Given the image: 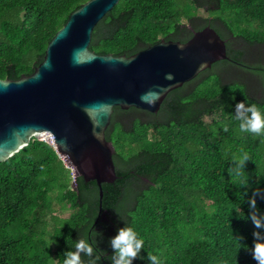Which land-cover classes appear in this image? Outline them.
Segmentation results:
<instances>
[{
  "label": "trees",
  "instance_id": "16d2710c",
  "mask_svg": "<svg viewBox=\"0 0 264 264\" xmlns=\"http://www.w3.org/2000/svg\"><path fill=\"white\" fill-rule=\"evenodd\" d=\"M85 1L0 0V78L32 73ZM207 24L226 40L228 59L169 91L155 113L113 108L105 137L117 178L102 184L101 209L96 182L74 177L45 140L0 162V264H63L86 230L97 264H112L110 239L125 223L144 238L133 264H151L150 254L165 264H258L248 198L264 187V138L233 117L241 100L264 108V0H119L89 48L128 56L162 38L184 42ZM243 152L250 159L237 173ZM55 204L70 215H54ZM257 206L264 213V199Z\"/></svg>",
  "mask_w": 264,
  "mask_h": 264
},
{
  "label": "water",
  "instance_id": "95a60500",
  "mask_svg": "<svg viewBox=\"0 0 264 264\" xmlns=\"http://www.w3.org/2000/svg\"><path fill=\"white\" fill-rule=\"evenodd\" d=\"M119 0H86L71 11L30 74L0 78V162L32 138L51 144L73 176L113 182L114 148L105 137L115 106L157 112L167 93L228 59L226 40L209 24L184 42L160 39L131 55L90 50L96 23Z\"/></svg>",
  "mask_w": 264,
  "mask_h": 264
},
{
  "label": "clouds",
  "instance_id": "9594fccd",
  "mask_svg": "<svg viewBox=\"0 0 264 264\" xmlns=\"http://www.w3.org/2000/svg\"><path fill=\"white\" fill-rule=\"evenodd\" d=\"M233 119L239 121V129L242 132L254 133L264 138V108L256 104H246L243 100L238 101L235 105ZM224 127L227 129L228 125L225 124ZM249 159L247 152L236 156L233 161L234 170L237 173H242ZM257 197L264 199V187L258 186L252 189L248 198L249 207L252 210L251 219L256 226L253 233L255 245L251 251L258 264H264V231H262L264 229V213L258 210ZM110 244L114 249L112 264H133L134 259L141 254V249L144 248V238L133 226L125 223L111 237ZM94 252L93 243L89 242L86 230L85 236L76 241L75 250L66 253L63 264H97L99 256H94ZM82 253L86 254L89 260L85 261L82 258ZM148 259L151 264H165L166 258L157 254H150Z\"/></svg>",
  "mask_w": 264,
  "mask_h": 264
},
{
  "label": "rangeland",
  "instance_id": "374dc122",
  "mask_svg": "<svg viewBox=\"0 0 264 264\" xmlns=\"http://www.w3.org/2000/svg\"><path fill=\"white\" fill-rule=\"evenodd\" d=\"M195 12L198 15L205 16V17L210 15L207 11H205L203 9H195ZM211 118H212L211 115L210 116H206L205 117V121L209 122L211 120ZM43 139H45L47 142L51 143V141L46 136H43ZM54 206H55L54 213H53L54 215L62 217V218L68 217L70 215V211L71 210L69 208H67V207L62 208L58 204H55ZM50 226L51 225H49V228H50Z\"/></svg>",
  "mask_w": 264,
  "mask_h": 264
},
{
  "label": "bare ground",
  "instance_id": "6f19581e",
  "mask_svg": "<svg viewBox=\"0 0 264 264\" xmlns=\"http://www.w3.org/2000/svg\"><path fill=\"white\" fill-rule=\"evenodd\" d=\"M43 136H46L51 142L53 141V136L50 134V133H46V132H44L43 134H42V137Z\"/></svg>",
  "mask_w": 264,
  "mask_h": 264
},
{
  "label": "built area",
  "instance_id": "2783aa9c",
  "mask_svg": "<svg viewBox=\"0 0 264 264\" xmlns=\"http://www.w3.org/2000/svg\"><path fill=\"white\" fill-rule=\"evenodd\" d=\"M43 140H45V139H43ZM46 141V140H45Z\"/></svg>",
  "mask_w": 264,
  "mask_h": 264
}]
</instances>
